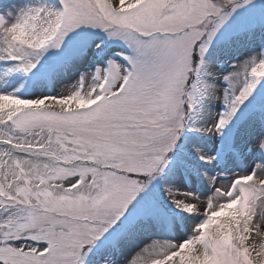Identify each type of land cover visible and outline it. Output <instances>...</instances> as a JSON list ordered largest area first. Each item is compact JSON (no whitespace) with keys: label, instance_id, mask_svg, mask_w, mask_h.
<instances>
[{"label":"snow or ice","instance_id":"snow-or-ice-1","mask_svg":"<svg viewBox=\"0 0 264 264\" xmlns=\"http://www.w3.org/2000/svg\"><path fill=\"white\" fill-rule=\"evenodd\" d=\"M0 264H264V0H0Z\"/></svg>","mask_w":264,"mask_h":264}]
</instances>
